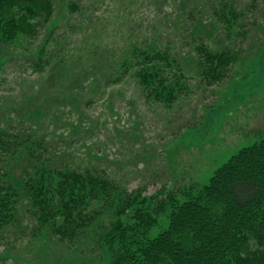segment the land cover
<instances>
[{
    "label": "trees",
    "instance_id": "obj_1",
    "mask_svg": "<svg viewBox=\"0 0 264 264\" xmlns=\"http://www.w3.org/2000/svg\"><path fill=\"white\" fill-rule=\"evenodd\" d=\"M260 1L257 7L256 0L245 6L217 0L206 19L201 10L188 12L190 38L164 40L161 33L142 44L128 42L106 65L100 59L78 72L81 58L67 62L72 51L65 53L67 45L48 34L32 62V71L50 68L44 82L25 91L19 103L0 98V243L25 202L35 230L46 237L71 245L93 232L105 264H264V137L240 148L182 200L171 194L156 199L142 195V187H121L107 166L98 165L107 145L97 144L94 134L105 122L87 113L107 93L110 108L114 97L130 99L113 90L132 77L146 100L165 105L186 88V71L207 85L220 81L251 27L264 37ZM52 9L51 0H0V42L35 37ZM219 30L223 37L213 35ZM50 43H61L60 49L53 51ZM182 48L190 54H181ZM67 70L73 74L67 87L52 89ZM105 212L110 219L103 229L94 227ZM160 217L163 226L151 236Z\"/></svg>",
    "mask_w": 264,
    "mask_h": 264
},
{
    "label": "rangeland",
    "instance_id": "obj_2",
    "mask_svg": "<svg viewBox=\"0 0 264 264\" xmlns=\"http://www.w3.org/2000/svg\"><path fill=\"white\" fill-rule=\"evenodd\" d=\"M232 1L245 6L251 0ZM256 1L258 7L259 0ZM51 3L49 21L38 35L32 38L19 35L13 42H0V98L10 105L19 103L25 91L44 82L50 68L32 71V62L48 34L67 45L65 53L72 51L67 62L72 64L81 58L83 63L77 62L74 68L78 72L82 66L91 67L100 59L106 65L113 56L121 54L128 42L136 40L142 44L161 33L164 40L190 38L188 12L201 10L203 15L197 17L206 19L217 0H51ZM262 11L264 4L260 14ZM251 28L253 31L240 43L237 58L225 77L216 83L204 84L199 76L186 71V77L189 76L183 84L186 88L173 103L165 105L146 100L132 77L115 84L113 90L131 94L130 99L114 97L110 108L107 93L102 102L87 109V113L105 122L101 132L94 134L99 140L97 144L105 141L107 145L103 152L99 151L104 160L98 165L107 166L121 187L127 190L142 187V195L156 194V199L171 194L182 200L190 189L197 191L208 183L214 170L240 148L264 137V37L259 38L255 27ZM213 35L223 37L220 30ZM60 44L54 48L50 43L47 47L54 51L60 49ZM94 52L98 54L96 60L91 59ZM180 52L190 54L186 48ZM56 57L52 61L56 62ZM70 76L73 74L69 70L60 73L56 84H50L52 89L55 85L66 88ZM158 190L161 191L157 195ZM26 204L20 203L17 224L8 229L0 243V264H105L99 237L93 232L71 245L53 235L46 237L35 230L37 223L25 210ZM109 219L110 213L105 212L93 226L103 229ZM162 221L160 217V226L152 228L151 236L163 226Z\"/></svg>",
    "mask_w": 264,
    "mask_h": 264
}]
</instances>
